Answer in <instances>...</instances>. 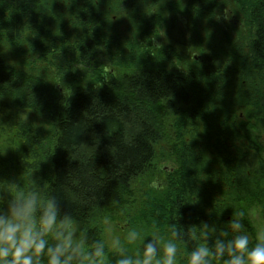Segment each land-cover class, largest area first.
Segmentation results:
<instances>
[{
  "label": "trees",
  "instance_id": "obj_1",
  "mask_svg": "<svg viewBox=\"0 0 264 264\" xmlns=\"http://www.w3.org/2000/svg\"><path fill=\"white\" fill-rule=\"evenodd\" d=\"M112 2L0 0V42L26 44L58 76L81 71V79H74L78 87L60 93L0 56V190L13 192L9 181L38 182L43 194H55L81 229L100 240L95 214L124 205L166 138L175 168L142 201L137 219L163 231L178 220L181 205L185 226L243 212L254 244L250 208L264 220V147L252 123L264 112V0H233L246 27L242 50L230 44L205 56L196 72L180 73L170 71L166 60L152 61L148 52L140 65L101 62L113 52L107 36ZM187 5L192 19L217 8L214 0ZM162 30L176 44H187L173 19ZM119 64L126 67L116 75L106 66ZM180 250L186 255L184 246ZM117 256L109 254L111 264ZM213 264L223 262L213 257Z\"/></svg>",
  "mask_w": 264,
  "mask_h": 264
},
{
  "label": "clouds",
  "instance_id": "obj_2",
  "mask_svg": "<svg viewBox=\"0 0 264 264\" xmlns=\"http://www.w3.org/2000/svg\"><path fill=\"white\" fill-rule=\"evenodd\" d=\"M160 45V44H157ZM13 192L0 190V264H177L181 246L184 264H264V237L254 244L242 220L243 212L223 222L200 220L183 225L179 218L166 230L152 225L118 223L104 217L108 236L96 240L79 226L76 217L55 194H43L42 185L14 181ZM152 181V187L158 186Z\"/></svg>",
  "mask_w": 264,
  "mask_h": 264
},
{
  "label": "rangeland",
  "instance_id": "obj_3",
  "mask_svg": "<svg viewBox=\"0 0 264 264\" xmlns=\"http://www.w3.org/2000/svg\"><path fill=\"white\" fill-rule=\"evenodd\" d=\"M108 8L109 28L107 36L112 40L111 48L113 52L104 54L100 59H114L116 62L124 63L133 60L140 65L142 56L147 53L152 61L156 59L166 60L170 71L180 73L185 68L194 72L205 56L227 49L232 44L237 50H242L246 46V27L239 13L235 12L233 0H214L217 8L211 16L204 18L201 13L195 19L191 18L187 11L188 0H112ZM107 8V5H106ZM173 19L181 28L186 45L182 46L165 37L162 30L163 22ZM146 22L148 26H146ZM146 26V27H145ZM147 33L146 39L140 36V31ZM160 44V45H157ZM110 45V43H109ZM152 46V50H149ZM226 51V50H225ZM224 51V54H226ZM0 56L2 60L11 66L21 68L26 73L42 77L53 88L60 93H65V89L72 92L77 88V83L81 79L80 69H73L65 77L58 76L48 64L30 52L26 44L21 48L8 46L3 41L0 42ZM106 65L112 74H118L126 66ZM78 68V66L75 65ZM122 68V69H121ZM124 68V69H123ZM118 72V73H117ZM121 72V71H120ZM240 118L243 117V110L239 111ZM253 134L258 139L257 143L264 147V112L259 120H252ZM174 120L167 123L170 129V136L174 137ZM172 144L167 143V139L160 144L155 158L154 165L145 174L139 176L132 184V192L125 198L126 202L118 209L104 210L95 214L93 226L99 230L100 240L108 236L106 225L103 223L104 217H110L113 221L114 231L118 234V223L128 221L131 224H143L138 218V213L142 207V201L147 195H151L165 185L166 175L175 168V161L169 155ZM158 180V186L152 187V181ZM248 218L255 233L256 240L264 237V220L258 209L252 206L248 212ZM133 219L137 221L133 223ZM181 255L177 258V264H184L185 253L181 250Z\"/></svg>",
  "mask_w": 264,
  "mask_h": 264
}]
</instances>
